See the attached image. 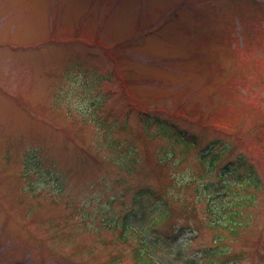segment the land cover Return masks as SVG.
I'll return each mask as SVG.
<instances>
[{"label": "rangeland", "instance_id": "374dc122", "mask_svg": "<svg viewBox=\"0 0 264 264\" xmlns=\"http://www.w3.org/2000/svg\"><path fill=\"white\" fill-rule=\"evenodd\" d=\"M156 118L196 146L143 135ZM215 139L228 149L207 168ZM240 155L260 191L226 174ZM144 185L183 230L162 227L159 264H201L206 223L250 194V225L219 247L264 264V0H0V264H134L138 239L117 235L126 216L148 243Z\"/></svg>", "mask_w": 264, "mask_h": 264}, {"label": "trees", "instance_id": "16d2710c", "mask_svg": "<svg viewBox=\"0 0 264 264\" xmlns=\"http://www.w3.org/2000/svg\"><path fill=\"white\" fill-rule=\"evenodd\" d=\"M142 123L143 131L146 133H148L147 131L154 126L155 135L163 136L166 139L176 137L177 139L181 140V137L179 136L181 132H177L173 126L170 127L168 125L169 121L166 122L162 119L156 118L149 122L142 121ZM191 140V143L195 142V138H191ZM182 142L190 144L188 140ZM208 148V151H206V154L208 155L202 156V159L205 161V158L209 157L208 165L211 167H213L214 164L219 161V159L223 156L224 152L228 149L227 144H224L220 140H214L208 145ZM212 151L214 152L211 153ZM224 167L227 170L226 174L229 173L233 175L235 188H250L254 193L260 191V177L254 166L249 162V160L245 156L240 155L234 160L228 161L224 165ZM166 195L167 194H161L159 191L155 190L151 186L140 187L134 194L133 204L138 208V213H136L135 216L139 217L141 220H144L149 215L145 213L148 201L158 202L161 206L158 208L157 213H153L151 216L148 217L150 219V224H147L146 227L149 230H146L145 232L151 233L150 239L147 244L144 242L142 243L141 241L142 245L144 246L142 250L138 248L135 249L133 253V261L135 264H155V260L152 256V253L146 246H148L150 243L151 247H159L157 246L158 243H162L161 245L164 244V240L161 238L162 234L160 233L162 229L161 227H168L169 234L171 235L170 237L174 240L177 239V236L181 235V232L183 231L181 227L174 228L170 224L171 215L174 209L176 208V204L172 203L169 200L168 195ZM254 201V194L240 196L231 202L232 205L229 206L227 214H224V218L219 221L206 223V227L212 233L216 234V237L214 239V246L206 248L199 254L200 259L202 261L201 264H240L241 259L245 256L244 252L238 251L230 255L226 249H222L221 247H219V245L226 238L234 239L241 230H244L248 225H250L251 216H249L246 211L248 207L254 203ZM159 205H157L155 208H157ZM179 207L180 209H182V207L184 206L182 205ZM213 207H215V205ZM184 212L188 214L189 217L197 218L196 214H192L190 207H184ZM212 216L214 218H217L221 216V213L219 211H214L212 212ZM126 219V216L122 219L123 231L120 232L121 235L119 236V239H121L124 243H126L129 238V233H127L128 222H126ZM166 237L168 238V236ZM189 263L196 264L195 260H190ZM109 264L114 263L110 262Z\"/></svg>", "mask_w": 264, "mask_h": 264}]
</instances>
